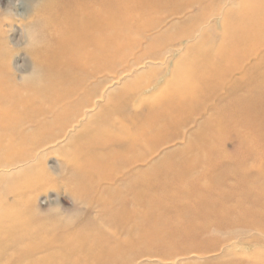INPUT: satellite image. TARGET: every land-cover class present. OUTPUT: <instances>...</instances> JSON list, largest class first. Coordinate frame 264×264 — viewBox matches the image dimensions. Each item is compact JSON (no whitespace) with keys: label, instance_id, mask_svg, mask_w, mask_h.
Returning a JSON list of instances; mask_svg holds the SVG:
<instances>
[{"label":"bare ground","instance_id":"6f19581e","mask_svg":"<svg viewBox=\"0 0 264 264\" xmlns=\"http://www.w3.org/2000/svg\"><path fill=\"white\" fill-rule=\"evenodd\" d=\"M9 1L13 8L14 1ZM39 3L33 0L28 12L22 16L13 9L8 12L17 21L23 40L26 27L35 21L41 22L47 44L41 48L35 45L36 51L34 46L28 48L31 51L28 54L36 52L39 61L42 58L39 54L43 56L46 72L38 82L26 87L23 85L29 84L23 82L21 88L9 87L14 85L10 83L7 87L4 78L0 77V154L13 152L15 146L20 150L17 161H0V179L3 177L4 180L5 171L17 164L18 167L38 165L67 137H79V147L74 145L71 149L77 150L75 157L78 159L64 162L65 170L71 173L67 179L77 193L73 199L81 204L92 195L87 207L93 205L95 209H101L102 213L97 210L98 216L101 213L102 221H108L112 230L102 231L103 222L99 226L101 230L97 229L93 235L79 233L47 239L20 253H32L35 247L39 249L44 245L54 247L56 243L59 248L51 254L47 264H136L141 257L154 254H148L150 241L130 249L129 242L134 240V235L149 236L153 242L160 240L167 248L174 247L180 238V229L174 224L162 227L164 220L170 223L177 220L180 209L162 208L161 200L180 203V197L184 198L185 193L180 192L182 188L191 186L197 194L201 186L207 184L206 189L217 196L219 205L213 206L212 202L202 199L199 201L201 208L194 212L217 216L228 227L242 229L245 245L257 250L251 263L264 264V0L239 3L238 0H139L135 6L134 0H49L44 5ZM206 4L210 6L208 11L204 10ZM193 12L197 15L185 17ZM180 18L184 24L197 19L198 26L191 27L192 23L189 26L192 29L184 31L188 27L180 26ZM5 21V27L14 33L17 29L8 19ZM213 21L218 22L222 34L228 31L229 38L224 44L221 39L214 44L217 52L213 50L215 48L210 50L212 45L202 51L200 47L210 43L200 40L201 29L209 28ZM28 31L31 33V29ZM9 39L12 45L19 47V43ZM25 43L29 46L27 41L24 46ZM183 43H192L188 51L194 58V72H189L187 82L180 85L178 76L169 83L157 78L159 73L154 66L166 65L174 56L180 58ZM21 49L17 51L21 53ZM28 50L26 46V54ZM33 58L30 59L36 63L38 60ZM4 61L1 57L2 73L6 68ZM145 67H148L146 72L140 71ZM14 69L19 73V64ZM2 75L7 77V74ZM130 75H135L134 79L126 81L124 78ZM184 77L182 79L186 81ZM21 79L16 80L22 82ZM123 80L126 82L119 93L109 89ZM155 89H161V92L134 103L135 110L129 111L132 100L147 97ZM219 113H223L225 119L214 125L209 123L211 117ZM204 117L213 127H209L211 132L208 134L201 128L204 123L201 127L195 126L194 132L199 137L196 136L198 142L192 147L188 143L195 138L187 137L186 129ZM204 134L208 135L203 137ZM4 137H8L7 140ZM16 137L18 142L14 140ZM180 140L186 141L184 146L187 144L181 163L180 149L171 150L180 144ZM197 153L202 156L198 157ZM168 156L173 159L168 161ZM221 166L224 169L217 171ZM168 172L170 179L165 176ZM25 180L18 185V191H14L18 198H25L24 214L29 213L28 209L33 210L37 197L34 194L47 184V177L39 172L28 175ZM211 183H214V189L210 187ZM51 184L50 187L55 185ZM6 213L4 217L10 212ZM93 213V217L97 215ZM26 216L29 215L26 213ZM92 216L89 217L92 219ZM150 219L154 220L155 228L149 231L146 223ZM40 221L45 223L46 220ZM97 221L98 225L100 220ZM12 223L20 225L14 220ZM4 225L3 229L8 228L7 222ZM24 225L21 223L20 227L23 226L25 231ZM197 229L204 230L203 227ZM36 233L29 231L31 235L36 236ZM12 234L16 235L15 232ZM121 234L125 235L126 241L119 239Z\"/></svg>","mask_w":264,"mask_h":264},{"label":"rangeland","instance_id":"374dc122","mask_svg":"<svg viewBox=\"0 0 264 264\" xmlns=\"http://www.w3.org/2000/svg\"><path fill=\"white\" fill-rule=\"evenodd\" d=\"M13 1L15 3V6L12 8L9 0H0V7L2 6L1 7L2 9L0 8V27H1V25H4V27L2 26V28H0V45H1L0 46V59L2 57V60L3 61L5 60L4 64L6 67L3 70L1 69L4 72L3 73L0 72V73L7 74V77L2 75V74L0 77L4 78L3 80L6 82L7 87L9 86L8 83H10L11 85L12 84H14V85L9 86V87L21 88L23 85V82H24V84H27V83L29 84V85H23V86H25V87L30 86V85H33V83L38 82L37 80H40L41 76L45 75L46 61L42 60L43 56H41L39 54V57H42V58H39L40 59V61H39L37 59L38 57L35 56L36 52H34L35 54L33 53V55L28 54V53H31V51L29 52V50L32 49L30 47L34 46L33 47V49H34L35 45L37 48H41V47H43V45L45 46V44H47L46 43L47 38L43 36L44 35L43 34L44 28H43L40 21H35V23L33 25L26 27V29H27L26 31H27L29 38H27V34L25 35V38H24L25 40H23L22 37H20L21 34L17 28L18 23H16L17 21L8 12H10L13 9L17 13V15L22 16L26 12H28V10L30 8L29 5L33 2V0L32 1L31 0H21V1L20 0H13ZM138 1L139 0H134L135 3H133L134 4L133 6L138 4ZM239 1H243V0H238V3H239ZM46 2H49V0H47L45 2H43V0H37V3H39L41 5L46 4ZM208 5L209 4L204 5L205 11L209 10L210 6H208ZM195 14L196 13L193 12V13L186 15L185 17L190 18L191 16H194ZM2 17H5L6 19H8V22H10L13 25L14 29L15 28L17 29V30H15L14 33L8 31V28L5 27V24H7V22L5 21V23H4L5 18H2ZM13 19H14V21H13ZM36 23L38 26L36 25ZM190 24H192L193 26H191ZM197 24H198L197 19H195V20L192 19L189 21V23L184 24L182 22V18H180V26H182L183 28L188 27L187 30L183 29L184 31H189L190 29H192V28H189V26H191V27L198 26ZM170 25L171 24L169 23L168 26H170ZM33 26H35V27H33ZM29 29H31L32 34L28 31ZM36 29H38V31H36ZM41 29H43V30H41ZM180 29H181L180 31H182L181 27H180ZM220 30H221V28L219 27V24L216 21L215 22L213 21L209 28H207V29L202 28L201 29V31H202L200 33L201 36H199V37H201L200 40H203L206 42L208 41L210 43V45L208 44L206 46H202L203 48L200 47V49L202 51L203 50L205 51V49L207 51L210 48V46L212 45L211 46L212 48H210V50L215 48L213 50H215L217 52L216 49H218V48H216V46L214 44H216V42L218 43L220 41V39H221V41L222 40L224 41L223 44L227 41V39L229 38V36L227 34L228 31H226L225 34H222V32ZM7 33H9V34H7ZM207 33H209V34H207ZM30 35H32V36L30 37ZM39 35H42V36H39ZM223 35L226 38H224ZM34 36H35V38L39 37V39H37V38L34 39ZM5 37L7 39H5ZM9 38L13 39L16 44L19 43V47H17L18 45H16V46L12 45L10 43L11 40ZM19 39H21V41H19ZM6 41H8V43ZM25 41H27V43L29 44V46H28L25 43V45L27 46V50L29 48V50L27 51V54L25 52L26 46H24V44H23ZM6 43H7V45H6ZM9 44H11L10 45L11 47L9 46ZM191 44L192 43H183L182 44L183 46L182 45L180 46V58H178L177 56H174L173 59H171L166 65H162V66L155 65L154 66L155 70L157 69V71L159 73V75H157V78L164 79L165 81H167V83H169V82H171L172 78L178 76V77H180V85L186 83L187 79L189 78V74H190L189 72H191V73L194 72V65H193L194 64L193 63L194 58H193L192 54H189L190 52L188 51V49L191 48L190 46H192ZM223 44H221L222 47L224 46ZM22 45L24 46V48L20 47ZM8 46L10 47V49L12 51L10 49H6V48H9ZM205 47H208V48H205ZM186 48H187V51L185 50ZM19 49H21L20 50L21 53H19V51H17ZM7 50H9V51H7ZM34 50L36 51V48ZM219 50H221V48ZM4 51H7V52H4ZM14 51H15V53H14ZM8 53L10 56H8ZM181 53H182V55H185V58H184V56L182 57ZM25 54L27 56H25ZM1 55H4V56H1ZM5 56H7V57H5ZM33 57H35V60L36 59L38 60V61H36V63L32 61L34 59ZM3 58H8V59H3ZM30 58H33V59L31 60ZM12 59H13V61H12ZM8 60H9V62H8ZM11 61H12V63H11ZM22 62L24 65L21 64ZM24 62H26V63H24ZM38 62H40V63L45 62V63L40 64ZM31 63H32V65H31ZM18 64H19V68H20L19 73L15 72V69H14L15 66L18 68ZM34 64H37V65L40 64L39 68H41V69L39 70V68H37L38 66L34 65ZM153 64H155V63H153ZM44 66H45V68L42 69ZM149 67H151V66H149ZM32 68H33V70H32ZM147 68L148 67H145L144 69H142L140 71L146 72ZM9 69H10V72H9ZM24 69L27 71H24ZM145 72H144V74H145ZM41 73H42V75H40ZM181 73H182V75H181ZM22 74L26 75V76H23ZM11 75H13V76H11ZM16 75L18 76L17 78H15ZM184 75H185V77H184ZM131 76H132V78H130ZM134 76L135 75H130L129 77H127L128 79L127 78H124V79L126 81H129V80L131 81L134 79ZM182 76L184 77V79L186 81H184L182 79L183 78ZM8 77L10 80L8 79ZM11 77H14V78L12 79ZM19 78L22 80V82L18 81V80H20ZM38 78H40V79H38ZM16 79H18V80H16ZM125 80L117 83L118 85L112 84L109 89L114 90L116 93L118 91V93H119V91L121 90V88L123 86V83L126 82ZM14 81L17 84H15ZM159 92H161V89H155L152 91V93L147 95V97H138V98L132 100L133 103L130 105V107H129L130 109L128 108L129 111L133 112L135 110L134 103L140 102L144 98L154 96V95L158 94ZM214 117H216V118H214ZM220 117H223V118L221 119ZM223 119H225V117L223 116V113L222 114L219 113L218 115L214 114L211 117V121L209 119L206 120V117H204L201 120L198 119L199 121L197 120L194 125H191L190 127H188L186 129V131L188 133V134L186 133V136L192 135V137L195 138V139L192 138L188 144H192L191 145L192 147L196 146V144L198 142V141H196V140H198L196 136L199 137V135L197 133H195L197 126L201 127V124L204 123L203 127H201V128H203L206 131V133L208 132V134H209L211 132L210 130L212 129L214 123L218 122L219 120H223ZM206 121L207 122L210 121L209 123H213V125H211V124L209 125V123L207 124ZM206 126H208V127H206ZM205 127L207 128L208 131L206 130ZM209 127H211V129ZM188 131L190 132V134ZM194 134H196V135H194ZM205 135L206 134H204L203 137ZM7 138L8 137H4V139H6V140H7ZM67 138H68L67 140L60 142L61 145L58 144L59 143V141H58L57 142L58 145H56L55 146L56 148H54L55 152L49 153L44 158V160H42V162L38 163V165H36V166H34V165L26 166L25 165L26 167L24 165L23 166L19 165V167H18V164H17L16 166L11 167L10 171L9 170L5 171L6 174H4L5 175L4 180H3V177H1V179H0V200L2 199L1 196H3L2 200H4L5 202L2 200L0 201V204H1L0 205V212H1L0 221L2 219V220H4L5 223H3L2 221H1L2 223L0 222V224H1L0 231H2V233H3L2 234L0 232L1 233L0 234V264H38V263H41V261H43L42 264H47L48 259L51 257V254L54 253L55 249L57 250L59 248L56 246V245H58L56 243H55V246L53 245L54 247L51 246L52 244L49 245L48 247H46V245L42 246V248L38 247L39 249H37L35 247L36 250H34V252H32V253L22 254L20 252L26 248H32V246L34 247V244L36 245L38 242H42V241L47 240V239L52 240L54 238L57 239V238L71 236V235L79 234V233L93 235L94 233L97 232V229L101 230V228H102V231L112 230L111 229L112 227L109 225L108 221H107L108 225H106L107 224L106 221H104V220L102 221V214H101L102 210L101 209L100 210L95 209L93 207V205H91L92 207H90V208L87 207L88 203H89L88 201H90V199L92 198V195L91 196L89 195V198L91 197L90 199L87 196L86 197L87 199H85L87 201L84 203V201H85L84 200L83 202H81V204H78V203H80V202H78V200H77V202H75L76 199H73V195L75 196V193H76L75 190L76 189L72 188V186L74 187V185L70 184L71 181H69L67 179V177L68 178L71 177V173L68 172L67 170H65L64 162L68 161V160L71 161V160L78 159V157H75V156H78L76 154L77 150L75 151V149L74 150H71V149H73L74 145H76V148H77V146L79 147L80 144H78V143H80V141L79 140L77 141V139L79 137H67ZM216 138H218V137H216ZM223 138L224 137H219V139H223ZM18 139H19L18 137L14 138V140L16 142H18ZM74 140H75V142H74ZM183 143H186V141L183 142L182 140H180L179 145L177 144L171 148V150L180 149V163H181L183 157H185L183 155V152L187 148V144H186V146H184ZM63 149L66 150V152H64ZM221 150H223V146L221 147ZM18 151H20V150H18V146H15V148H13V152H12V150H10L6 153H5V151H3L2 154H0V156H3V158L0 157V161H2L3 163H5L4 161L6 159H10L11 161H13V160L17 161ZM16 153H17V155H16ZM197 155H198V157L202 156V153H200V154L197 153ZM168 157H167L168 161H171L173 159L171 156H168ZM1 165H3V164L1 163ZM30 166H32V167H30ZM181 169H182V167H180V177L183 176ZM223 169H224V167L222 168V166H221L218 168L217 171H220ZM24 171H26V172H24ZM212 171H214V170H212ZM39 172L44 173V175L47 177V184L46 183L43 184V186L40 188V190H38V192L36 194H34V197L37 196L36 201H35L36 204H34V207H32L34 211L32 209H28V210L32 211L33 213L30 211H29V213L26 212L27 215H29V216H26V213L25 214L22 213L23 202H24L25 198L23 196L18 198V196H17L18 193L17 194H15V193L18 191V185L21 186L23 184L22 182L26 181L25 179H26V177H28V175L29 176H31V175L34 176L36 174L38 175ZM52 172L54 173V175L52 174ZM23 174H24V176H23ZM165 176L168 177V179H170L169 172L166 173ZM213 176H215V175L213 174ZM48 177L51 180H49ZM20 180H21V182H20ZM51 183H53L55 185H53ZM49 184H51L53 186L50 187ZM69 186H70V188H69ZM206 186H207V184L202 185L201 188L198 190L197 194L194 193L195 188L191 189V186H187V187L185 186L184 188H182L180 190V192H182V190H183V193L185 192L183 194L184 198L180 197V203H177L178 201L172 202L171 200L169 202L168 199H162L161 200L160 203L162 205V208H168L169 210L172 209V211H174L176 209H180V216H178L177 220H175L171 223L169 221L166 222V220H164L162 222V227H164V228H168V226H171L174 224V226H176L178 229H180V238H179V240L176 241V245L174 247L167 248V246H165V244H164L165 242H162L160 240H158V241L155 240V242H153V240L148 239L149 236L142 237L141 235H134V240L129 242L130 249H132V250L136 249V248L140 247L142 244H144L145 241H150V243L147 244L148 247L151 249L150 253H148V254H154L152 257L147 256V255L144 257H141L140 259L137 260L136 264H252L251 259L255 258L256 254H257V253H255V251H257V250L254 248H249L248 246L245 245V236H244L245 233L242 229H238V228L233 229V228L228 227V225H225L224 224L225 222L223 223L221 221V219L217 216L208 215V214H205L202 216L200 213L194 212V209L197 210V208H199V209L201 208L200 207L201 205H199V201H201L202 199L204 200V202H208V201L212 202L211 205H213V206L219 205L218 204L219 201H217L219 199L217 198V196H213V194H211V193L209 194L208 190L206 189ZM213 186H214V183H211L210 187H212L214 189ZM44 188H46V189H44ZM14 191H16V192H14ZM11 192H14V194H12L13 196H11V194H10ZM189 192H191V193H189ZM9 194H10V196H9ZM44 196H45V198H44ZM53 203H55V204H53ZM82 203H84V204L82 207H80V205H82ZM86 203H87V205H85ZM76 204H77V206H76ZM148 205L150 206V202H148ZM6 207H8V208H6ZM93 209H95L96 211ZM3 210H5V212H7V213L8 212H10V213H8V214L6 213L7 215H6V217H4L5 212L2 213ZM74 210H75V212H74ZM88 210L89 211L91 210V211L89 212ZM97 210L101 212L100 213L101 216H98ZM92 213L94 215L97 214V215H95L96 217L95 216L93 217ZM33 215H37V216H34V218H33ZM86 215H87V217H86ZM72 216H73V218H72ZM89 216L90 217L92 216L93 218L91 219ZM4 218H6V219H4ZM67 218H70L71 220H68ZM96 218H98V219H96ZM37 219L39 220V223L37 222L38 221ZM72 219H73V222H72ZM83 219H84V221H83ZM13 220H14V222H17V224H20V225H21V223H22V225H24L26 223V225H24L25 227H27V230H25L26 234L27 233L29 234V231H30L31 234H33V232L34 233L37 232L36 233L37 235L35 236V235H31V234L28 235L27 234V236H26V234L24 233L25 231L23 229L24 227L21 226L22 227L21 228L20 225H18V226L14 225V223H12ZM25 220H27V222H25ZM28 220H30V221H28ZM40 220H46L45 221L46 224L44 223V221L41 222ZM97 220H100L98 225H97V222H98ZM23 221H24V224H23ZM31 221L34 222V224L32 223L33 225L31 224ZM89 221H91L93 223H91ZM6 222H7V227L9 229L11 227L17 226V227H15L16 229L13 228L14 229V231H13V229L11 228L9 231L8 228H5L6 225H4V224H6ZM9 222H10V224H9ZM36 222H37V224H36ZM103 222H105L106 224ZM28 223H29V225L31 224L32 226H28ZM102 223L104 225H102ZM35 224L38 226H36ZM40 224L43 227H41ZM146 224H147L146 225L147 229L149 231L152 230L153 228H155V222L153 219L148 220ZM49 225L52 229L49 228ZM3 226H5L4 227L5 229L2 228ZM99 226H101V228H99ZM32 227H34L33 229H36V230L31 229ZM198 227L199 228L203 227L204 230H199V229H197ZM19 228L23 229V231L20 230ZM39 228H40V231H39ZM28 229H29V231H28ZM49 229L52 230L53 232L51 233V231ZM198 230H199V232H198ZM19 231H21V232H19ZM13 232H15L16 235L12 234ZM9 233H11V235H9ZM19 233H21V234H20V237L18 238ZM44 233H45V235H44ZM22 234H23V236H22L23 242L21 241V235ZM41 234H43V236H41ZM192 235H194V236H192ZM31 236L33 237V239L31 238ZM228 236H230V237H228ZM27 237H28V239L29 238L30 239L27 240ZM231 237H232V239H231ZM125 238H126L125 235L121 234L119 236V239L121 241H126ZM23 239L26 241H24ZM31 239H32V241H31ZM127 239H128V237H127ZM22 243H23V246L21 245ZM24 243H26L27 246H25ZM18 244L20 246H22L23 248L22 247L20 248V246ZM47 248H50V249H47ZM54 264H56V263L54 262Z\"/></svg>","mask_w":264,"mask_h":264}]
</instances>
